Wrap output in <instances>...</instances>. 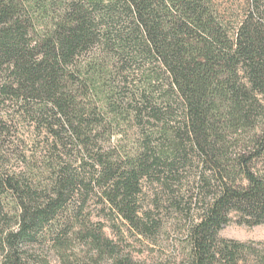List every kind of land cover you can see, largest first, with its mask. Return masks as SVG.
Instances as JSON below:
<instances>
[{"label": "trees", "instance_id": "obj_1", "mask_svg": "<svg viewBox=\"0 0 264 264\" xmlns=\"http://www.w3.org/2000/svg\"><path fill=\"white\" fill-rule=\"evenodd\" d=\"M104 1L0 0V264H48L30 261L41 240L67 258L70 235L117 261L59 264H264V243L220 237L233 221L264 226V0ZM109 18L127 35L114 37ZM114 49L149 67L167 107L150 110L154 135L122 151L111 141L130 115L108 83ZM13 120L36 146L16 169L5 161ZM194 161L201 215L182 240L186 261L117 259L103 224L90 229L89 203L120 236L154 240L163 203L146 204L144 184L156 179L181 208L172 188Z\"/></svg>", "mask_w": 264, "mask_h": 264}, {"label": "rangeland", "instance_id": "obj_2", "mask_svg": "<svg viewBox=\"0 0 264 264\" xmlns=\"http://www.w3.org/2000/svg\"><path fill=\"white\" fill-rule=\"evenodd\" d=\"M109 1H104V6H108ZM109 20V27H104L112 31L113 36L127 35V28L124 21L112 22ZM130 52V53H129ZM112 60L108 59L109 69L111 73L108 83L112 87H117L116 104L122 117L128 119L130 115V123L123 125L118 130L119 136H115L111 143L117 151L133 149L136 142L141 141L148 135H154L160 126V122L156 121L155 116H151V108L157 111H165L166 106L161 102L160 83L148 82V76H151L148 66L144 63H139L130 59L134 56V52L129 50L127 53L118 54L109 50ZM136 62V63H135ZM154 77V76H152ZM147 101V102H146ZM145 103V104H144ZM173 115L169 122L176 123L178 112L175 104L172 103ZM146 109V110H145ZM140 111V113H138ZM137 113V115H135ZM151 114V115H150ZM123 119V118H122ZM176 119V121L174 120ZM11 136L14 138V144L10 149L6 150L8 155L5 161L9 168L16 169L22 161L27 157L29 159L32 153L35 152L36 146H33V135L31 128L27 122L13 120ZM156 138H152L154 140ZM194 163L181 171L179 179L181 186L172 188L176 194V189L179 187V195L177 202L181 201V208L170 206L167 197L172 195L170 191L165 192L160 183L147 182L143 186V192L146 204L152 202V199L159 198L163 203L162 208L155 210V218L161 224V231L154 239H146L141 236L129 234L126 229H123V237L120 236L117 230L111 228V224L106 220L103 206L99 204L95 198L88 206L87 213L91 216L92 225L90 229H99V224H103V234L106 239H109L117 246L119 260L131 258L132 261H186L187 248L182 240L187 234L188 226L192 221H198L201 213L200 199L197 197L195 181H197L198 168ZM160 203V201H159ZM199 203V205H198ZM188 210H190L188 212ZM71 242L69 247L63 253L67 258L62 257V252L53 247L49 241L41 240L39 244H35L28 248L31 253L30 261H45L48 264H59V261H117L109 257L99 259L91 247L79 237L74 235L69 236ZM220 237L229 240L239 241L241 243H264V226L248 227L239 225L235 221L226 226L220 233Z\"/></svg>", "mask_w": 264, "mask_h": 264}]
</instances>
